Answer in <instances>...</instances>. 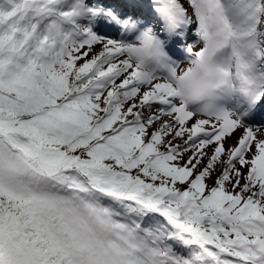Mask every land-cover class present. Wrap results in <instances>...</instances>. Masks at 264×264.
I'll return each mask as SVG.
<instances>
[{
    "label": "snow or ice",
    "instance_id": "obj_1",
    "mask_svg": "<svg viewBox=\"0 0 264 264\" xmlns=\"http://www.w3.org/2000/svg\"><path fill=\"white\" fill-rule=\"evenodd\" d=\"M0 264H264V0H0Z\"/></svg>",
    "mask_w": 264,
    "mask_h": 264
},
{
    "label": "clouds",
    "instance_id": "obj_2",
    "mask_svg": "<svg viewBox=\"0 0 264 264\" xmlns=\"http://www.w3.org/2000/svg\"><path fill=\"white\" fill-rule=\"evenodd\" d=\"M217 74L216 69L209 66L207 69H197L194 66L193 74L182 85V91L189 100L196 99L198 93L203 91L207 83Z\"/></svg>",
    "mask_w": 264,
    "mask_h": 264
}]
</instances>
